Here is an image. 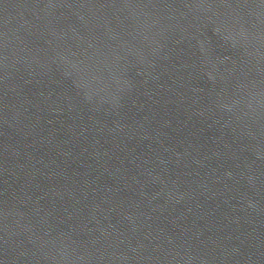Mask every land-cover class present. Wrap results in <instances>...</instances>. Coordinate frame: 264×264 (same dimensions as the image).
I'll return each mask as SVG.
<instances>
[{
	"label": "water",
	"instance_id": "1",
	"mask_svg": "<svg viewBox=\"0 0 264 264\" xmlns=\"http://www.w3.org/2000/svg\"><path fill=\"white\" fill-rule=\"evenodd\" d=\"M0 264H264V0H0Z\"/></svg>",
	"mask_w": 264,
	"mask_h": 264
}]
</instances>
